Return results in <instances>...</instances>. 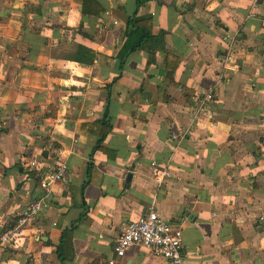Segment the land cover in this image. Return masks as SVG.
Wrapping results in <instances>:
<instances>
[{
	"label": "crops",
	"instance_id": "obj_1",
	"mask_svg": "<svg viewBox=\"0 0 264 264\" xmlns=\"http://www.w3.org/2000/svg\"><path fill=\"white\" fill-rule=\"evenodd\" d=\"M133 15L157 38L121 60ZM33 158L67 177L0 264H173L114 253L151 205L181 264H264V0H0V231L43 191Z\"/></svg>",
	"mask_w": 264,
	"mask_h": 264
},
{
	"label": "built area",
	"instance_id": "obj_2",
	"mask_svg": "<svg viewBox=\"0 0 264 264\" xmlns=\"http://www.w3.org/2000/svg\"><path fill=\"white\" fill-rule=\"evenodd\" d=\"M254 2L257 0H253ZM116 22V21H114ZM230 56L223 58V67ZM215 84L212 85L202 96L198 105V111L205 110L208 103L213 99ZM172 134V137H175ZM65 151V150H64ZM28 166L31 169L40 171L38 185L43 189L41 195L32 200L23 208L16 226L7 227L0 231V247L12 246L18 242L23 232L21 223L26 217H34L45 207L48 190L54 181H64L67 177L68 163L65 160H57L53 163L44 161L40 166V161L35 158L30 159ZM170 174L167 166L152 165L151 176L157 184L162 183ZM33 233H39L40 228L33 226ZM139 243L153 249L154 253L162 256L173 264H181L183 261V243L181 228L174 225L170 220L159 213L154 206H149L148 210L137 218L124 223L120 233L116 236L113 250L117 256L124 255L126 249ZM114 258L108 260V264H113Z\"/></svg>",
	"mask_w": 264,
	"mask_h": 264
},
{
	"label": "trees",
	"instance_id": "obj_3",
	"mask_svg": "<svg viewBox=\"0 0 264 264\" xmlns=\"http://www.w3.org/2000/svg\"><path fill=\"white\" fill-rule=\"evenodd\" d=\"M127 30H126V39L124 40L121 49L118 54L123 60L124 56L128 54V52L134 50L135 48L144 45L149 40H153L157 38V35H154L150 32V26L148 24L147 19L137 18L134 15L128 17L127 20ZM108 127L102 131L99 136L101 140L105 133L107 132ZM100 145L98 144L97 147Z\"/></svg>",
	"mask_w": 264,
	"mask_h": 264
}]
</instances>
